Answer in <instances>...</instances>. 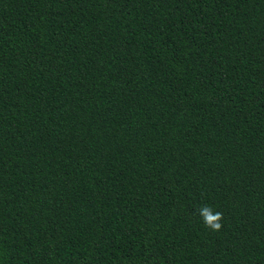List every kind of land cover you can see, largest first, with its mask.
<instances>
[{
	"label": "trees",
	"instance_id": "trees-1",
	"mask_svg": "<svg viewBox=\"0 0 264 264\" xmlns=\"http://www.w3.org/2000/svg\"><path fill=\"white\" fill-rule=\"evenodd\" d=\"M0 264H264V0H0Z\"/></svg>",
	"mask_w": 264,
	"mask_h": 264
},
{
	"label": "clouds",
	"instance_id": "clouds-1",
	"mask_svg": "<svg viewBox=\"0 0 264 264\" xmlns=\"http://www.w3.org/2000/svg\"><path fill=\"white\" fill-rule=\"evenodd\" d=\"M196 214L200 216L204 227L213 232H218L222 228L223 213L214 211L213 207L207 204L197 208Z\"/></svg>",
	"mask_w": 264,
	"mask_h": 264
}]
</instances>
